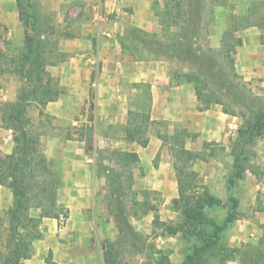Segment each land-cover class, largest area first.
I'll return each mask as SVG.
<instances>
[{
    "label": "crops",
    "instance_id": "obj_1",
    "mask_svg": "<svg viewBox=\"0 0 264 264\" xmlns=\"http://www.w3.org/2000/svg\"><path fill=\"white\" fill-rule=\"evenodd\" d=\"M260 1L264 2L234 0L239 5V12L235 14L240 17L233 24L225 0L218 10L214 7L207 26L212 49L221 47L223 33L233 27V33L242 41L234 54L235 71L257 95L264 93V44L260 41L264 21L247 23L246 17L250 4ZM37 2L40 16L51 18L54 29L67 32L68 36L58 44L59 51L66 55L64 60L47 67V72L58 82L60 95L41 109L29 106L24 114L29 121L26 129L39 136V149L48 170L58 178V185L46 193L51 202L29 211L36 218L42 208L52 212L41 218L38 230L42 237L33 241L32 254L23 264H48L49 261L103 264L104 241H114L119 229L110 205L108 172L114 165L99 154L105 155L113 149L136 152L139 161L132 170L134 188L162 194L161 220L178 219V214L170 209L171 200L177 198L175 175L168 151L162 148L157 133H148V145L141 148L124 141L119 128L127 124L128 110L136 108L134 101L140 94L136 86H149L152 122L164 121L171 131L181 126L197 134V142H225V128L238 122L217 105L197 110L199 103L193 85L181 77L189 69L187 63L163 58L134 60L122 48L119 36L125 29L149 34L160 32L153 4L162 7L164 0ZM107 30L114 34L113 41L103 37ZM24 32L16 0H0V48L4 51L20 48ZM179 63L185 66L182 71L177 67ZM21 85L13 75L0 76V157L11 155L15 149L14 132L3 126L1 109L4 104L16 102ZM90 126L91 132L87 130ZM258 162L264 164V157ZM212 187L211 194L222 199L220 189ZM234 192L240 197L239 210L248 214L233 223L228 241L233 246L256 243L264 237V183L247 173L238 181ZM12 203L11 191L0 185V217ZM147 220L151 223L152 216H147ZM6 223L8 220L4 224L8 226ZM158 239L170 249L166 256L168 263L180 264L183 255H178L179 248L171 243L174 237Z\"/></svg>",
    "mask_w": 264,
    "mask_h": 264
},
{
    "label": "trees",
    "instance_id": "obj_2",
    "mask_svg": "<svg viewBox=\"0 0 264 264\" xmlns=\"http://www.w3.org/2000/svg\"><path fill=\"white\" fill-rule=\"evenodd\" d=\"M204 2L164 0L162 7L154 3L161 34L169 35L158 36L136 29L131 33L145 35L143 42H148L144 44L145 48L153 58L180 60L188 64L191 71L182 73L181 77L193 85L198 111L217 105L224 114L240 120L236 136L229 140L232 156L227 177L229 212L223 220L208 215V209L219 208L222 203L200 183L192 164L207 160L212 153H205L209 143H204L200 151L187 149L186 141L193 140L196 135L183 127L175 128L172 134L157 132L162 146L167 148L177 184V198L170 203V209L179 216L176 221L161 220L155 197L157 192L134 188L132 170L139 161L136 152L113 149L105 155L99 154L114 165L108 172L110 205L119 229L114 241H104L103 264H154L148 258L131 263L124 255L129 240L137 241L132 220L147 215L152 216V233L156 237L178 236L183 241L185 246L180 264H228L235 261L264 264V238L256 243L233 246L227 237L228 229L237 220V203L232 197V189L247 173L257 182L264 183V166L252 162L247 151L254 140L264 134V96L254 94L235 71L233 55L242 43L240 38L230 37L229 32L223 33L220 58L210 48L204 49L199 44ZM16 6L25 30L23 45L6 51L0 48V76L13 75L22 82L16 102L4 104L1 109L3 126L14 132L15 149L11 155L0 157V185L7 187L13 196L12 206L6 213L8 226L3 246L6 253L0 252V264H23L29 259L33 241L42 237L38 230L41 218L52 212L42 208L39 218L29 215L30 209L46 204L47 198L42 196L57 188L58 181L47 168L39 149V136L26 129L29 121L24 114L29 106L41 109L60 95L58 82L47 72V67L64 60L66 55L59 51L58 44L61 38L68 36L67 32L54 29L51 18L42 22L37 0H16ZM127 39L120 40L122 48L134 60H146L145 56H138L136 44H125ZM260 41L264 44V34ZM136 87L140 90L134 101L136 108L128 110L127 124L119 128L124 141L145 148L149 142V130L157 123L150 119L149 86L138 84ZM92 129V126L87 128L89 132ZM156 229L160 233H156ZM157 254L160 253L153 254L157 264H169L166 256L158 260ZM48 264L56 263L49 261Z\"/></svg>",
    "mask_w": 264,
    "mask_h": 264
},
{
    "label": "rangeland",
    "instance_id": "obj_3",
    "mask_svg": "<svg viewBox=\"0 0 264 264\" xmlns=\"http://www.w3.org/2000/svg\"><path fill=\"white\" fill-rule=\"evenodd\" d=\"M225 1V0H224ZM223 0H217V2H213L212 0H205L204 2V8H203V13H202V27L203 29H201L200 32V36H199V44L204 48H210L209 46V33L207 32V26L208 23L210 22L211 18H212V14L214 15V11L215 8L218 10V6L219 4L224 2ZM234 0H226V7L228 8L227 11H229V14H231V20L233 22V24L237 23V18L240 17L238 15L235 14V12H239V5H238V1L237 2H233ZM254 4L251 3L249 6V11H248V16L246 17L247 19V23L251 22V23H260V21H264V2L260 1L257 2L254 6ZM254 7V9H252ZM257 8V9H255ZM217 12V11H216ZM234 13V15H233ZM42 16V22H47V18H45V16ZM242 21H244L242 18H240ZM173 31V30H172ZM132 30L130 29H125L122 36H119L120 39L122 40L124 39V37H127L128 39L125 40V44L126 45H134L136 44L138 49L137 50V54L138 56H145L148 59H159L158 58H153V55L149 53V51L145 48L144 44H148V42H143L145 35L133 32L131 33ZM226 32H229L230 37L234 38L236 37V35L233 33V27L228 29ZM224 32V33H226ZM149 34V33H148ZM158 36H168L169 34H161V31L157 34ZM223 36V35H222ZM221 48V47H220ZM219 49H211V51L213 52V54H216V56L218 58H220L219 56ZM140 54V55H139ZM234 57V55H233ZM179 68L180 71H182V69L185 67L183 66V64L179 63V65L177 66ZM190 67L188 69V71H186L185 73L190 72ZM240 76V75H239ZM248 87L251 89L250 85L248 84ZM252 91V90H251ZM253 92V91H252ZM255 94V92H253ZM261 96H264V93H261ZM220 107V106H219ZM238 124L237 129L240 125V120L236 117ZM157 125L152 126L149 133H170L172 134L174 130L171 131V127L169 125H165L164 121H158L156 122ZM181 126L175 127V128H180ZM225 132L227 133V139L225 142H215V141H203V143H201L200 141H196V137L193 140H187L186 141V148L192 151H200L202 149V146L204 143H209L207 148L205 149V153L208 155L209 153H212V156H209L207 158V160L205 161H200L197 160L195 162H193L192 164V169L194 171H196L199 175V180L200 183L208 189V191L211 194V190L210 187H212L213 189H215V187H217V189H220V193L222 196V199H219L222 203V206L217 208V207H213L207 210V213L210 217L215 218L216 220H223L225 215L229 212V200H228V192L227 189L225 190V188H227V177L228 174L231 171V166H232V156L230 155V149H229V140L233 139L236 136L237 130L236 132L231 135L228 132L227 127L225 128ZM197 136V134H196ZM163 149H165L167 151L166 147H162ZM165 151V152H166ZM248 154L251 157V161L255 162L259 165L264 166V164L259 163V159L261 157H264V134L261 137H258L257 139L254 140V142L248 147L247 149ZM159 160V157L157 158V161ZM56 180L58 181V178L56 177ZM225 181V182H223ZM225 184V186H224ZM135 187H138L137 182H135ZM225 187V188H224ZM235 187L232 189V197L234 198V201H236L237 203V209H236V215H237V219H239L242 216H245L246 213H243L241 210H239V199L240 197L238 196V194L236 192H234ZM214 196V195H213ZM157 201H158V207H159V211L160 209H162V204H163V195L162 194H158L155 196ZM42 198H47L46 199V203H49L51 201L50 196L47 195H43ZM149 216V215H147ZM147 216L143 217L142 219L138 220H134L133 221V226L135 229V232L137 233L138 236H136V242L134 239L129 240L128 242V246H126L125 248V252L124 255L125 257L131 262V263H137L140 262V260H144L147 259L152 261L154 264H157L155 259H153V254L156 252H159L160 254H157L155 257L160 260L161 257L164 256H168V250H170L169 248H166L162 243L161 240H159V237H156L153 233H152V225L151 223L148 222L147 220ZM179 219V216H178ZM177 219V220H178ZM8 217L6 215V213H4L3 215H1L0 217V252H3V254H5V250L3 248L4 246V240H5V235L7 232V226L4 225L5 222H7ZM236 221V220H235ZM234 221V222H235ZM7 224V223H6ZM8 225V224H7ZM233 225V223L231 224V226ZM230 226V228H231ZM229 228V229H230ZM228 229V231H229ZM228 231H227V235H228ZM156 233H160V231H158V229H156ZM264 238V237H261ZM260 238V239H261ZM173 243V245H176L179 249H178V255L182 254L183 255V248L185 246V244L183 243V241H181L178 236L174 237L173 241L171 242ZM135 245V246H132Z\"/></svg>",
    "mask_w": 264,
    "mask_h": 264
},
{
    "label": "built area",
    "instance_id": "obj_4",
    "mask_svg": "<svg viewBox=\"0 0 264 264\" xmlns=\"http://www.w3.org/2000/svg\"><path fill=\"white\" fill-rule=\"evenodd\" d=\"M103 21H106V18L103 19ZM103 37H105L109 41H113L115 39L114 34L110 30L105 31L103 33ZM228 130H229V133L233 135L237 130V126L235 124L229 125Z\"/></svg>",
    "mask_w": 264,
    "mask_h": 264
}]
</instances>
